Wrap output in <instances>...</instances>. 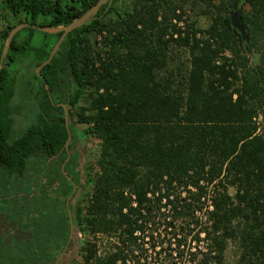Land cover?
Returning a JSON list of instances; mask_svg holds the SVG:
<instances>
[{
	"label": "trees",
	"instance_id": "obj_1",
	"mask_svg": "<svg viewBox=\"0 0 264 264\" xmlns=\"http://www.w3.org/2000/svg\"><path fill=\"white\" fill-rule=\"evenodd\" d=\"M96 1L67 14L25 0L22 12L55 28ZM15 4L4 8L15 14ZM185 6L208 20L205 29L181 19ZM233 12L245 42L229 23ZM45 13L51 18L36 20ZM12 28L0 32V52ZM21 31L26 37L14 34L6 59L34 51L37 67L51 45L32 50L35 30ZM7 66L0 64V169L8 177L24 178L29 161L34 171L48 169L54 156L55 174L66 140L59 104L71 137L99 142L97 172L84 181L91 190L71 207L80 264H264V0L113 2L69 32L39 70L49 95L34 75L38 112L13 141Z\"/></svg>",
	"mask_w": 264,
	"mask_h": 264
},
{
	"label": "flooded vegetation",
	"instance_id": "obj_2",
	"mask_svg": "<svg viewBox=\"0 0 264 264\" xmlns=\"http://www.w3.org/2000/svg\"><path fill=\"white\" fill-rule=\"evenodd\" d=\"M9 1H14V4L16 3L15 5L18 9H16L15 14H11L4 8V3ZM24 1L25 0H0V32L6 27H15L21 24L27 25L24 28H31L30 26L33 25L38 26L37 24L29 23L28 21L32 19V16L25 15V13L22 12L24 9L22 7ZM47 1L51 3L52 7L50 10L53 13L63 11L69 14L70 9L78 10L83 3H86L88 0ZM76 5L78 7H76ZM104 5L106 6L103 10L102 7ZM104 5L94 14L92 20L99 19L105 14L110 4L108 7L106 3ZM87 10H85V12ZM43 18L47 19L51 18V16L47 14L46 17H44V15L38 14L36 20L40 21ZM24 28L20 29L18 32ZM35 32L38 31L35 30ZM25 37L26 35L18 40H22ZM58 38L54 39L51 36H41L39 44L43 42L48 43V45H51L49 48L50 51ZM7 52L8 49L6 54ZM6 54L0 59L1 65H10L13 63V60L9 61L6 59ZM60 105L62 104H59V106ZM76 136L77 135H75L74 139L70 136L66 147H64L63 144L60 152L63 151L65 157L59 165H56L55 174L51 172L53 169L51 163H55L57 159L56 156L47 160V165H49L48 169L45 168L43 171H39L38 168H36L32 180L33 187H30L27 192L18 194L19 197H21V201L15 211V222L7 220L6 214L0 212L1 244L3 246H10L11 242H13L15 247L24 248L27 252V264H72L73 262L72 234L75 231L73 230V225L72 232L70 233L69 231V219L72 224L71 207L77 199L82 200L85 198L88 187L90 186L89 181L84 183V181L90 179L87 174V164L82 157H78L79 151L74 148L77 141ZM70 144L71 146L68 147Z\"/></svg>",
	"mask_w": 264,
	"mask_h": 264
},
{
	"label": "rangeland",
	"instance_id": "obj_3",
	"mask_svg": "<svg viewBox=\"0 0 264 264\" xmlns=\"http://www.w3.org/2000/svg\"><path fill=\"white\" fill-rule=\"evenodd\" d=\"M114 7L122 9L128 6L130 0H112ZM181 19L186 23L195 24L196 28L205 29L208 25V20L200 14L196 8L190 9L187 6L183 7ZM182 24V23H181ZM1 27V26H0ZM27 31H20L18 39L26 35ZM42 34L33 32L29 47L32 50L37 49L41 40ZM181 55V53H180ZM36 62V53L28 51L23 55L13 56V63L7 66L8 73V88L11 90V98L8 101L10 127L8 133V141L17 139L22 132L34 123L37 115V100L36 92L39 88V82L34 77L37 67H34ZM74 122V118H73ZM79 131L83 126L76 125ZM75 135H72L74 139ZM74 148L79 151V156L82 157L87 164V174L92 179L97 170L94 165L98 153L99 142L89 136L77 134ZM26 176L24 178H16L15 176H7L0 169V212L6 214L7 220L15 222V211L20 204L21 197L19 193L27 192L30 187H33L32 180L35 171L31 167V162L27 163ZM91 190V185L88 187L87 194ZM231 193V190H228ZM86 194V195H87ZM1 240V239H0ZM82 237L76 232L72 234V248L74 256L72 264H80L78 255L79 241ZM27 252L24 248H17L11 242L10 246H3L0 242V264H27Z\"/></svg>",
	"mask_w": 264,
	"mask_h": 264
},
{
	"label": "water",
	"instance_id": "obj_4",
	"mask_svg": "<svg viewBox=\"0 0 264 264\" xmlns=\"http://www.w3.org/2000/svg\"><path fill=\"white\" fill-rule=\"evenodd\" d=\"M110 2H111V0H97L96 3L93 4L86 12H84L78 18L72 20L66 26H59V27H55V28H50V27H46V26H34V25L30 26L31 28L37 30L38 32L45 33V34L60 33L58 40L55 42V44L53 45V47L49 51L47 58L39 66H37L36 71H35L36 76H38L40 78V80L42 81L43 88L46 90L47 95H49V93L47 91V85L43 81V78L40 76L39 70L44 65L49 63V61L51 60V58L55 54L56 50L58 49L61 41L69 32H71V31L79 28L80 26L86 24L87 22L91 21L93 19L94 14L99 10L100 7L102 5H104L105 3L107 4V7H108ZM229 23H230L231 27L238 33L241 40L245 42L246 41V34H245L243 26L240 23L239 14L237 12H233L230 14ZM26 26H27L26 24H21V25L13 27L8 32L6 39H5L3 46H2L0 59L6 54V51L9 47V44H10V41H11L12 37L14 36V34ZM60 106L63 110V122H64L65 130H66V141L64 143V147H66L68 142H69V139H70V133H69L68 128H67L68 119H67V113L64 109V106L63 105H60ZM69 231H70V233L72 232V224H71L70 219H69Z\"/></svg>",
	"mask_w": 264,
	"mask_h": 264
},
{
	"label": "built area",
	"instance_id": "obj_5",
	"mask_svg": "<svg viewBox=\"0 0 264 264\" xmlns=\"http://www.w3.org/2000/svg\"><path fill=\"white\" fill-rule=\"evenodd\" d=\"M178 25L181 26V23H179Z\"/></svg>",
	"mask_w": 264,
	"mask_h": 264
}]
</instances>
